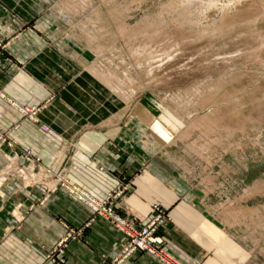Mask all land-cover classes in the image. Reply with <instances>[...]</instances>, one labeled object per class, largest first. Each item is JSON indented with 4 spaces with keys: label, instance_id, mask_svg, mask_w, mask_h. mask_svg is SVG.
Returning <instances> with one entry per match:
<instances>
[{
    "label": "rangeland",
    "instance_id": "obj_1",
    "mask_svg": "<svg viewBox=\"0 0 264 264\" xmlns=\"http://www.w3.org/2000/svg\"><path fill=\"white\" fill-rule=\"evenodd\" d=\"M49 1L50 15L85 51L87 70L110 97L113 122L128 140L126 147L114 145L135 159L138 172L156 166L163 181L185 187L178 196H188L191 212L215 231L202 240L212 247L221 241L225 264H264V0ZM19 110L39 123L32 116L39 107ZM0 141L12 146L1 127ZM131 176H117L102 198L62 177L56 181L94 217L121 230L112 214L136 232L124 234L109 264L144 229L148 248L135 249L119 264L136 251L165 260L172 206L152 202L144 220L121 212ZM90 223L67 224L46 261H58L66 241Z\"/></svg>",
    "mask_w": 264,
    "mask_h": 264
},
{
    "label": "crops",
    "instance_id": "obj_2",
    "mask_svg": "<svg viewBox=\"0 0 264 264\" xmlns=\"http://www.w3.org/2000/svg\"><path fill=\"white\" fill-rule=\"evenodd\" d=\"M50 13L49 0H0V127L12 143L0 141V174L6 171L0 177V264H109L124 234L56 181L62 177L102 198L120 174H134L131 193L118 203L121 212L144 220L157 201L172 206L174 219L164 228L165 260L136 251L123 264H225L221 241L206 242L215 231L191 212L188 196H178L185 187L163 181L156 166L138 172L135 159L114 145L126 147L128 140L113 122L110 97L87 70L85 51ZM32 107L40 108L32 113L39 123L19 110ZM87 220L90 226L66 241L58 261H46L66 225Z\"/></svg>",
    "mask_w": 264,
    "mask_h": 264
},
{
    "label": "built area",
    "instance_id": "obj_3",
    "mask_svg": "<svg viewBox=\"0 0 264 264\" xmlns=\"http://www.w3.org/2000/svg\"><path fill=\"white\" fill-rule=\"evenodd\" d=\"M100 205L98 204L97 207H99ZM97 207H92V208H97ZM111 219H113V221L115 222H119L120 224L118 225L120 227V229L123 231L124 234L129 235V236H134V234L136 232H134L133 230L129 229L125 222L119 218V217H115L113 218L112 214L108 215ZM134 233V234H133ZM138 233V232H137ZM148 233L147 229H144L142 231L141 237L138 240L135 241H131L130 245L124 246L121 251L119 252L118 256L115 258L116 263L115 264H119L120 262H122L125 258H127L129 256V254L134 251L137 248H148V244L145 242L144 237L146 236V234Z\"/></svg>",
    "mask_w": 264,
    "mask_h": 264
},
{
    "label": "bare ground",
    "instance_id": "obj_4",
    "mask_svg": "<svg viewBox=\"0 0 264 264\" xmlns=\"http://www.w3.org/2000/svg\"><path fill=\"white\" fill-rule=\"evenodd\" d=\"M60 7V6H59ZM58 9V8H57ZM59 10V9H58ZM58 14H59V12H58ZM106 219V218H105ZM118 228H120L119 226H118ZM119 230V229H118ZM119 231H121V230H119ZM122 232V231H121ZM123 233V232H122ZM124 234V233H123Z\"/></svg>",
    "mask_w": 264,
    "mask_h": 264
}]
</instances>
